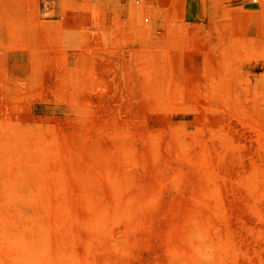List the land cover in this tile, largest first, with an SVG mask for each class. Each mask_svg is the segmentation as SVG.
<instances>
[{
	"label": "rangeland",
	"instance_id": "374dc122",
	"mask_svg": "<svg viewBox=\"0 0 264 264\" xmlns=\"http://www.w3.org/2000/svg\"><path fill=\"white\" fill-rule=\"evenodd\" d=\"M133 1L0 0V264H264V0Z\"/></svg>",
	"mask_w": 264,
	"mask_h": 264
},
{
	"label": "crops",
	"instance_id": "0c3cea01",
	"mask_svg": "<svg viewBox=\"0 0 264 264\" xmlns=\"http://www.w3.org/2000/svg\"><path fill=\"white\" fill-rule=\"evenodd\" d=\"M112 12L122 11V4L127 0H101ZM113 1V2H112ZM122 1V2H121ZM153 2V8L157 10V16L164 25L160 32H178L177 25H167L173 16L172 11L176 10L177 18L180 19L188 30L200 34H240L243 27L240 25V18L247 17V13L241 8L247 7L246 0H149ZM157 8H155V7ZM232 19V21H228ZM228 23L229 25L225 24ZM249 28V29H248ZM247 31L251 27L244 28ZM257 32V31H256ZM220 38H215L213 43L218 44Z\"/></svg>",
	"mask_w": 264,
	"mask_h": 264
},
{
	"label": "bare ground",
	"instance_id": "6f19581e",
	"mask_svg": "<svg viewBox=\"0 0 264 264\" xmlns=\"http://www.w3.org/2000/svg\"><path fill=\"white\" fill-rule=\"evenodd\" d=\"M118 1V0H117ZM103 1L101 0H92V14L94 17H97L98 14V9L100 7V4ZM113 2V1H112ZM122 2V1H121ZM105 4V3H103ZM122 5V11L127 14L128 16H130L131 18L134 17L135 15H139L142 11H143V7L136 5V3L133 0H127L124 3H121ZM104 6V5H102ZM155 7V6H154ZM102 8V7H100ZM104 8V7H103ZM157 8V7H155ZM153 15H157V10L153 8L152 12ZM155 24L153 23L151 27H153Z\"/></svg>",
	"mask_w": 264,
	"mask_h": 264
},
{
	"label": "built area",
	"instance_id": "2783aa9c",
	"mask_svg": "<svg viewBox=\"0 0 264 264\" xmlns=\"http://www.w3.org/2000/svg\"><path fill=\"white\" fill-rule=\"evenodd\" d=\"M251 1H252V3H254V4L258 3V0H251Z\"/></svg>",
	"mask_w": 264,
	"mask_h": 264
}]
</instances>
